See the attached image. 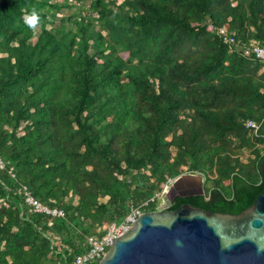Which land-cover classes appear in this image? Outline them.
<instances>
[{
    "label": "trees",
    "instance_id": "16d2710c",
    "mask_svg": "<svg viewBox=\"0 0 264 264\" xmlns=\"http://www.w3.org/2000/svg\"><path fill=\"white\" fill-rule=\"evenodd\" d=\"M252 41L264 46V0H0V264L70 262L130 206L156 210L183 172L205 176L204 193L169 191L167 209L249 207L264 190ZM21 184L63 215L31 211Z\"/></svg>",
    "mask_w": 264,
    "mask_h": 264
},
{
    "label": "water",
    "instance_id": "95a60500",
    "mask_svg": "<svg viewBox=\"0 0 264 264\" xmlns=\"http://www.w3.org/2000/svg\"><path fill=\"white\" fill-rule=\"evenodd\" d=\"M205 176L177 175L163 189L164 205L142 211L95 264H264V190L238 214L207 211L190 203L169 210L171 191L202 195Z\"/></svg>",
    "mask_w": 264,
    "mask_h": 264
},
{
    "label": "built area",
    "instance_id": "2783aa9c",
    "mask_svg": "<svg viewBox=\"0 0 264 264\" xmlns=\"http://www.w3.org/2000/svg\"><path fill=\"white\" fill-rule=\"evenodd\" d=\"M216 32L222 43L231 50L232 46L235 43V38L233 34L229 32L225 27L219 28ZM242 54L262 63L264 69L263 45L252 41L242 49ZM244 125L248 130L252 132V134H258L257 132L260 124L256 121L248 119L245 121ZM5 166V161L0 157V169H4ZM8 173L12 178H15V173L13 172L12 167L8 169ZM174 178H169L163 188L167 189L168 186L172 184ZM16 193L22 196L23 202L29 206L31 211L35 213H40L49 217H61L63 215V212L60 208L49 207L41 203L35 197H33L25 185H19L16 189ZM141 212V209L134 206H130L128 212L118 223L109 222L105 224L102 227L104 232L100 236H97L95 234L87 236V248L83 252L75 255L70 262L64 264L96 263L105 254L107 248L109 247V245H111L112 241L117 236L122 235L125 231L132 227L135 219Z\"/></svg>",
    "mask_w": 264,
    "mask_h": 264
},
{
    "label": "rangeland",
    "instance_id": "374dc122",
    "mask_svg": "<svg viewBox=\"0 0 264 264\" xmlns=\"http://www.w3.org/2000/svg\"><path fill=\"white\" fill-rule=\"evenodd\" d=\"M113 1L115 2L116 5H118V4H120V3L122 2V0H113ZM71 3H72V2H71ZM57 17H61L60 14H58ZM38 31H39L38 29H35V35H34V38H33V39H36V36H37ZM123 56H124V55H123ZM262 151H264V148H262ZM239 157H240V159H241L242 162H247L250 158H253V157H254V154L251 153L250 150H244V151H242L241 153H239ZM183 173H186V172H183ZM187 173H188V172H187ZM169 186H170V185H169ZM169 186H168L167 190L169 189ZM163 189H164V188H163ZM160 195H161V193H160V194H157V197H158V199H159V203H158L157 208H159V207H161V206L164 205V202L162 201V199L159 198ZM106 199H107V197L102 196V197H100L99 200L102 202V201H105Z\"/></svg>",
    "mask_w": 264,
    "mask_h": 264
},
{
    "label": "clouds",
    "instance_id": "9594fccd",
    "mask_svg": "<svg viewBox=\"0 0 264 264\" xmlns=\"http://www.w3.org/2000/svg\"><path fill=\"white\" fill-rule=\"evenodd\" d=\"M25 21L29 27L35 28L38 24L39 16L35 11H33L31 15L26 16Z\"/></svg>",
    "mask_w": 264,
    "mask_h": 264
}]
</instances>
